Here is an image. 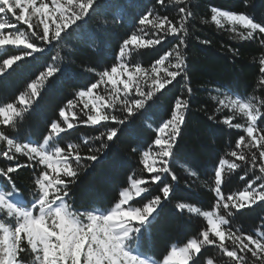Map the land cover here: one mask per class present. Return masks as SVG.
<instances>
[{"label":"snow or ice","instance_id":"obj_1","mask_svg":"<svg viewBox=\"0 0 264 264\" xmlns=\"http://www.w3.org/2000/svg\"><path fill=\"white\" fill-rule=\"evenodd\" d=\"M156 2L165 4V0ZM173 2L184 5L186 0ZM99 7L98 0H0V77L3 78L0 85L20 69H27L42 59L38 54L45 48L33 40L44 45L61 41L62 34L71 35L69 29L75 32L76 28L83 27L78 22L86 23L90 13L95 14ZM211 12V20L217 26L223 27L224 21L233 26V31L236 25L246 30L240 33L244 40L253 39L255 33L264 35V22H256L248 14L215 7ZM177 16L174 23L167 15L154 14L151 10L142 13L138 24L154 29L155 38L145 40L142 35L133 33L125 39L116 62L96 73L98 79L95 82L76 92V99L69 100L59 111L62 122L52 121L38 142H20L0 130V142L7 146L0 155L11 161L15 159V153H20L29 161L43 166L34 178V186L29 193L31 198L16 187L11 176L18 168L30 165L0 168V177L6 178L5 186L0 187V264H216L212 256L201 255L202 249L209 245H214L218 254L227 258L223 264H264V230L257 228L252 235L238 234L239 229L235 228L232 220L236 213L246 215L241 209H251L254 204L264 202V99L255 95L225 94L219 100L222 108L230 109L245 120L244 124L233 123L234 116H225L221 123L242 130L244 134L236 141L235 150L227 154L234 159H220L214 169L212 190L217 199L213 210L201 211L199 207L184 203L178 205L182 210L204 217L206 228L194 238L170 245V250L160 259H154L142 249L159 217L157 208L163 202L162 197L163 200L169 198L171 185H160L162 197L154 195L136 205L130 201L149 191L148 187H141L148 185L149 179L152 183H159L164 173H170L169 163L189 107L187 99L175 98L170 117L161 119L154 130L155 138L142 152L144 169L155 175L149 179L129 177L130 186L122 188L117 201L111 205L80 209L66 199L70 185L78 176L81 160L97 161L99 157L95 153L107 147V142L113 141L120 129L111 127L101 132L95 137L101 141L100 148H90V154L86 156L81 155L77 144L61 134L76 127L74 121L92 126L109 122L123 126L146 106L151 111L156 104L154 96L172 85L178 77L186 79L183 48L187 45L183 37L188 35L186 24L192 12L181 6ZM18 24L26 25L27 31L20 30ZM144 27L140 28L141 33H144ZM169 36L176 37L178 43L150 68L128 62L135 48L158 45ZM7 46L19 51L14 52ZM259 64V71L264 74V58ZM41 67L43 70H37V78L27 83L26 90L20 92L15 101L0 103V125L15 128L40 96L44 82L60 71L58 66L48 65L46 60ZM259 84L264 88V76ZM187 93H192L191 87H187ZM80 104L86 117L83 121H79L73 111ZM69 111L71 118L67 114ZM146 118L152 117L146 113ZM62 141L67 143L62 146ZM83 143L87 145L88 140ZM236 161L245 165L244 175L240 176L245 186L239 192L225 195L221 185L227 176L241 167ZM255 172L258 174L247 178L249 173ZM172 179H176L175 175Z\"/></svg>","mask_w":264,"mask_h":264},{"label":"trees","instance_id":"obj_2","mask_svg":"<svg viewBox=\"0 0 264 264\" xmlns=\"http://www.w3.org/2000/svg\"><path fill=\"white\" fill-rule=\"evenodd\" d=\"M98 3L100 7L95 14L90 13L86 23L78 22L83 27L76 28L75 32L69 29L71 35L62 34L61 41L44 45L41 41L33 40L45 48L43 53L38 54L42 59L35 61L27 69H20L0 85V103L15 101L19 93L26 90L27 83L37 78V70H43L41 66L45 60L48 65L58 66L60 71L44 82L40 96L23 119L17 122L16 127L2 125L1 130L20 142H38L46 134L52 121L62 122L59 111L66 107L69 100L76 99V92L95 82L98 79L96 73L116 62L119 48L125 39L133 33L142 35L145 40L155 38L154 29L138 24L142 13L151 10L154 14L167 15L175 23L178 20V7H187L192 16L186 24L188 35L183 37L187 45L183 48L186 55V79L178 77L172 85L154 96L156 104L151 111L146 106L123 126L111 122L92 126L74 121L76 127L61 134L77 144L81 155L86 156L90 154V148H100L101 141H97L95 137L101 132L111 127L120 129L117 137L107 142V147L95 153L99 157L97 161L81 160L78 176L70 185V194L66 198L80 209L111 205L117 201L119 191L130 186L129 177L149 179L155 175L144 169L142 152L155 138L154 130L161 119L170 117L175 98L181 96L188 100L185 124L177 139L173 159L169 163L170 173H164L159 183H152L149 179L148 185L141 186L148 187L149 191L130 201V204L136 205L154 195L162 197L160 185H171L169 198L163 200L162 197L163 202L157 208L159 217L142 249L154 259H160L170 250V245L194 238L206 228L204 217L189 213L187 209L182 210L178 205L184 203L199 207L201 211L213 210L217 199L212 190L214 169L220 159H234L227 154L235 150L236 141L244 134L242 130L221 123L225 116H234L233 123L244 124L245 120L230 109L222 108L219 100L225 94L249 97L255 95L258 99H264V88L259 84L260 78L264 76L259 71V61L264 58V43H261L264 35L255 33L253 39L244 40L240 33L246 30L236 25V30L233 31V26L228 23L223 24V27L217 26L211 20V9L215 7L244 13L256 22H264V0H186L184 5H176L173 0H165L164 5L158 4L156 0H98ZM17 27L27 31L26 25L18 24ZM141 27H144V33L140 32ZM175 43H178V39L169 36L158 45L135 48L128 62L150 68ZM7 47L14 52L19 51L13 46ZM27 59L32 60V57ZM186 85L192 88L190 95ZM144 90H148L147 86ZM82 107L80 104L73 110L79 121L86 119L81 111ZM146 113L152 118L147 119ZM67 114L71 118V111ZM84 140H88L87 145L83 143ZM66 143L67 141H62L61 145ZM236 162L241 167L227 176L221 185V191L225 195L239 192L245 186V181L240 179L244 175L245 165L243 162ZM19 164L30 166L18 168L11 176L16 187L25 196H29L34 186V178L43 166L29 161L20 153H15V159L11 161L0 155V168L6 169ZM73 165L75 166V162ZM255 174L258 172L249 173L247 178L251 179ZM172 175H175V180ZM5 184L6 178L0 177V187ZM262 205L264 202L254 204L251 209H241L246 215L236 213L232 220L235 228L239 229L238 234L252 235L257 228L264 230ZM205 254L212 256L216 264H223L227 260L218 254L214 245L202 249L201 255Z\"/></svg>","mask_w":264,"mask_h":264},{"label":"rangeland","instance_id":"obj_3","mask_svg":"<svg viewBox=\"0 0 264 264\" xmlns=\"http://www.w3.org/2000/svg\"><path fill=\"white\" fill-rule=\"evenodd\" d=\"M222 23L223 24H226L227 22H224V21H222ZM1 126L2 125H0V130H1ZM6 143L5 142H0V153H2L3 151H5L6 150Z\"/></svg>","mask_w":264,"mask_h":264}]
</instances>
